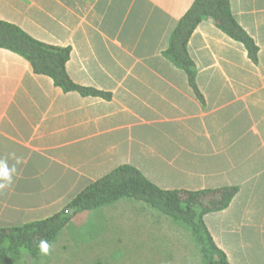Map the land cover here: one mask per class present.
I'll return each mask as SVG.
<instances>
[{
	"label": "crops",
	"instance_id": "crops-1",
	"mask_svg": "<svg viewBox=\"0 0 264 264\" xmlns=\"http://www.w3.org/2000/svg\"><path fill=\"white\" fill-rule=\"evenodd\" d=\"M194 1L0 0V20L69 50L66 73L89 91L0 47V161L16 168L0 226L48 219L128 165L163 189L236 187L206 224L231 263L264 264V0H230L256 61L212 19L199 22L195 83L166 56Z\"/></svg>",
	"mask_w": 264,
	"mask_h": 264
},
{
	"label": "trees",
	"instance_id": "trees-1",
	"mask_svg": "<svg viewBox=\"0 0 264 264\" xmlns=\"http://www.w3.org/2000/svg\"><path fill=\"white\" fill-rule=\"evenodd\" d=\"M212 19L226 34L244 43L251 58H258V46L234 17L230 0H195L191 9L180 20L166 51V56L183 68L195 83V65L188 52V42L199 22ZM0 47L25 56L37 73L51 76L65 90L80 89L66 73L68 49L41 43L18 26L0 20ZM236 187L202 190L163 189L132 166H120L89 184L62 211L52 217L14 227L0 226V262L13 264L14 258L27 250L38 255L41 239L51 244L73 218L88 210H96L123 198L147 203L156 211L183 223L192 233L202 255V264H233L215 242L205 216L228 207ZM95 264H102L97 262Z\"/></svg>",
	"mask_w": 264,
	"mask_h": 264
},
{
	"label": "rangeland",
	"instance_id": "rangeland-1",
	"mask_svg": "<svg viewBox=\"0 0 264 264\" xmlns=\"http://www.w3.org/2000/svg\"><path fill=\"white\" fill-rule=\"evenodd\" d=\"M119 201L73 219L49 255L32 256L24 249L13 264H202L200 249L183 223L143 201Z\"/></svg>",
	"mask_w": 264,
	"mask_h": 264
},
{
	"label": "clouds",
	"instance_id": "clouds-1",
	"mask_svg": "<svg viewBox=\"0 0 264 264\" xmlns=\"http://www.w3.org/2000/svg\"><path fill=\"white\" fill-rule=\"evenodd\" d=\"M15 173V166L9 167L6 161H0V190L11 185ZM52 247L53 245L45 239H41L38 245L39 251L42 255H49Z\"/></svg>",
	"mask_w": 264,
	"mask_h": 264
}]
</instances>
